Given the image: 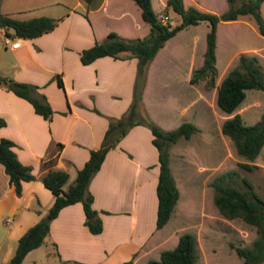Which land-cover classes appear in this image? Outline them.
Wrapping results in <instances>:
<instances>
[{"label":"crops","instance_id":"crops-1","mask_svg":"<svg viewBox=\"0 0 264 264\" xmlns=\"http://www.w3.org/2000/svg\"><path fill=\"white\" fill-rule=\"evenodd\" d=\"M81 2L71 8H79L77 12L68 8L47 14L59 17L49 31L30 38L12 36L13 40L19 39L16 47L3 41L4 29L0 28V75L37 84L52 108L50 117L43 118L33 111L26 99L0 84V117L4 119L0 137L14 143L12 149L18 160L30 165L34 175L33 179L21 181L20 193L16 194L0 163V250L3 251L0 264L8 261L19 235L46 212L53 200V194L39 179L48 169V166L41 165V159L54 151L56 142L61 143L55 162L49 168L67 172V179L62 184L66 189L76 170L87 159L89 150L99 146L108 118L120 116L132 99L135 57L103 55L82 64L79 51L94 40L102 39L110 30L126 37L142 36L148 29L146 23L131 0H90L87 18L82 15L84 2ZM164 2L157 0V5L162 6ZM196 36L192 33L188 42L197 39ZM171 37L148 64L141 95L145 109L149 108L150 72L158 71L162 59L172 61L179 54V57H186L184 51L166 53L168 47L176 45L172 43L174 39L170 41ZM186 58L189 60L190 57ZM186 63L187 68L174 75L178 79H173L174 85L182 84V89L186 88L190 93L184 103L181 102L184 99L177 96L178 87L176 92L163 97L165 101L173 96L180 114L186 113L190 104L197 100L196 96H200L203 104L206 101V97L196 93V82L188 81L192 64L185 61L184 65ZM56 73L62 86L56 83ZM211 103L208 99V104ZM163 122L156 123L165 129L171 127ZM219 126L220 122L216 125L220 133ZM151 137L149 128L143 124L129 127L105 152L99 168L90 178L91 206L101 219L100 232L87 230L78 201L61 207L50 220L45 239L49 238L54 249L52 254L59 263L61 260H77L91 264H122L130 259L131 264H143L148 258L158 256L174 230L170 232L165 225L160 228L154 225L158 160ZM171 162L173 165V159ZM172 169L170 167L171 172ZM32 249L24 255L22 264L27 256L35 262V257L29 255Z\"/></svg>","mask_w":264,"mask_h":264},{"label":"trees","instance_id":"trees-1","mask_svg":"<svg viewBox=\"0 0 264 264\" xmlns=\"http://www.w3.org/2000/svg\"><path fill=\"white\" fill-rule=\"evenodd\" d=\"M84 2L82 15L87 18V5ZM138 8L140 17L148 29L142 36L126 37L110 30L100 40L79 51L82 64L89 63L94 58L109 55L115 58L135 57L136 70L132 85V99L125 110L118 117H109L107 126L97 148L90 149L87 159L76 170L72 182L66 189L62 184L67 179V172L62 169L49 168L55 162L61 143L56 142V148L41 159L42 166H48L39 179L53 194V200L46 212L33 224L28 226L17 238L16 246L5 264H22L27 251L37 247L44 241L48 232L50 220L56 216L64 205L80 202L84 214L83 224L91 233L101 231L102 224L98 211L91 206L92 194L88 183L92 175L99 168L105 152L113 147L121 136L134 124L142 123L151 132V143L155 146L158 160V173L155 184L156 213L155 228L165 225L176 211L181 213L180 201L182 193L179 183L175 180L168 162L169 146L178 138L188 139L199 131V127L191 120H182L172 128H162L148 118L137 117L138 108L142 106L141 95L146 79L149 62L153 59L165 41L178 30L200 21H205L207 30L204 35V49L202 60L198 67L191 70L189 82L204 80V85H214L217 74L215 65V40L217 24L221 21L234 20L240 15H250L256 30L264 36V18L260 6L264 0H226V6L219 12L201 9L185 0H165L157 5V0H131ZM155 4V7L152 4ZM165 14L167 20L160 15ZM176 17V21L168 18ZM59 17L47 15L34 16L26 19L17 18L9 14H0V27L10 37L30 38L51 30ZM57 85L62 86L58 73L54 76ZM0 84L11 90L17 96L26 99L33 111L48 119L52 108L45 95L38 90V85L26 81H17L9 76L0 75ZM255 88L264 92V68L256 54L239 53L236 62L220 77L215 92V104L226 116L220 123L219 131L227 136L236 153L243 158L238 161L242 168L250 170L256 166L253 162L264 143V110L260 119L252 123H244L240 114L234 110L243 101L246 91ZM4 119L0 117V126ZM13 142L0 137V163L8 176L9 183L16 194L20 193L22 180L34 178L31 167L21 163L12 149ZM212 188V203L217 212L226 219L239 218L254 228L255 235L248 245H232L234 252L241 258L242 264H260L264 261V197L253 187L250 180L236 169H226L209 181ZM180 198V201H179ZM192 197L190 208L194 207ZM172 226V225H171ZM166 227L173 230V227ZM174 244L160 250L157 257L148 258L143 264H196L197 248L195 234L183 230L176 236ZM66 264H91L77 260H64ZM122 264H131V260Z\"/></svg>","mask_w":264,"mask_h":264},{"label":"rangeland","instance_id":"rangeland-1","mask_svg":"<svg viewBox=\"0 0 264 264\" xmlns=\"http://www.w3.org/2000/svg\"><path fill=\"white\" fill-rule=\"evenodd\" d=\"M76 2L82 4L81 0H0V14L26 19L71 9ZM186 2L214 12H219L226 6V0H187ZM152 6L155 7V4L153 3ZM78 9L75 7L71 11ZM260 10L264 18V1L261 3ZM168 20L175 22L176 17L172 16ZM206 30V22L200 21L182 28L170 38V41L174 39L172 43L175 42L176 45L168 47L166 53L172 54L175 50H179L180 53L184 51L186 57L190 58L187 60L184 56L179 57V54L172 61H162V59L158 64V71L150 72L151 79L147 96L149 108L139 107L137 117L148 118L154 123L165 120L163 124L171 126L169 128L176 126L175 123L179 118H181L180 121L191 120L199 125L200 130L186 140L178 138L169 146V155L171 154V157H168L169 167L173 168L172 172L177 178L182 193L190 197L181 194V201L179 198L181 213L176 211L168 220L166 227L170 228L172 225L174 231L163 248L171 247L180 232L189 230L195 234L196 238V264H242L241 258L236 255L232 245H248L255 235L254 228L239 218H223L212 203V188L208 183L216 174L226 169H236L239 174L245 175L254 189L264 197V143L258 156L253 160L258 166L247 170L237 164L243 158L236 153L230 139L225 135H220L216 130L217 123H221L230 114L222 112L216 106L215 92L220 77L236 62L239 53L256 54L264 68V36L258 33L252 17L247 14L240 15L234 20L219 22L215 41L217 74L214 85L206 87L204 80L198 79L196 93L199 92L206 97V101L203 104L200 96H196L197 100L190 104L186 113L180 114L173 102V96L165 101L163 97L170 95L169 92H176V87H178L177 96L184 99L181 102L184 103L187 95L190 94L186 88L182 89V84L174 85L173 79L174 75L187 68L188 64L184 65L185 61L192 64V69L200 65ZM192 33L197 35V39L192 38L191 42H188V36ZM208 99L209 103L213 101V104L209 105ZM263 110L264 92L251 88L246 91L243 101L234 111L240 114L244 123H252L260 119ZM171 159H173V165ZM192 197L195 202L194 207L190 208ZM49 241V238H44L41 244L31 250L29 255L35 257V262L27 256L24 264H66L64 260L59 263L58 258L53 256L54 249ZM2 253L3 251L0 250V260L3 259ZM260 264H264V261Z\"/></svg>","mask_w":264,"mask_h":264},{"label":"built area","instance_id":"built-area-1","mask_svg":"<svg viewBox=\"0 0 264 264\" xmlns=\"http://www.w3.org/2000/svg\"><path fill=\"white\" fill-rule=\"evenodd\" d=\"M160 17H161L162 20H165L167 18V16L165 14H163V15L161 14ZM0 28L3 29L2 27H0ZM2 35H3V41L4 42H9L10 47H16L19 44V39L18 38H15L13 40L10 36L6 35L4 33V31H3Z\"/></svg>","mask_w":264,"mask_h":264}]
</instances>
